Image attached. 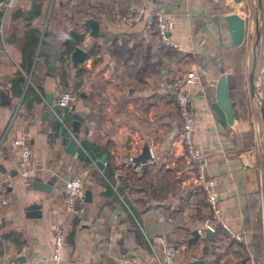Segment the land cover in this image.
<instances>
[{
  "label": "crops",
  "instance_id": "0c3cea01",
  "mask_svg": "<svg viewBox=\"0 0 264 264\" xmlns=\"http://www.w3.org/2000/svg\"><path fill=\"white\" fill-rule=\"evenodd\" d=\"M132 2L172 16L171 37L178 48L164 45L141 23H121L119 14ZM255 9L256 0H17L14 7L4 8L0 179L9 177L11 184L7 204L0 203V264H51L53 224L61 218L65 180L76 168L84 172L91 199L80 201L78 212L65 219L63 254L68 264H116L123 254L157 264L161 237L176 248L173 264H198L199 259L205 264H264V61L254 50L264 48V32L257 43L249 36ZM227 13L246 19L244 41L236 47L230 46ZM90 20L97 22L95 34ZM35 29L40 42L47 32L57 46L77 32L85 59L74 66L70 54L61 60L40 57ZM191 70L199 75L186 86L194 140L207 175L216 181L223 217L244 233L243 241L230 238L219 226L207 230L205 223L212 217L195 182V163L184 156L176 103L158 84ZM60 72L67 89L78 91L70 110L54 103ZM222 75L232 123H222L215 112ZM23 128L31 133L35 171L28 181L17 173L18 154L11 143ZM74 128L80 139L70 154L67 145ZM145 144L152 153L146 164L154 163L153 171H170L159 204L134 199L125 188L124 169L130 165L121 156L138 155ZM108 154L116 167L109 187L103 175L107 165L97 164ZM163 182L160 176L158 192L164 190ZM195 229L198 237L189 240ZM217 235L221 241L214 240ZM227 239L233 244L225 249Z\"/></svg>",
  "mask_w": 264,
  "mask_h": 264
},
{
  "label": "built area",
  "instance_id": "2783aa9c",
  "mask_svg": "<svg viewBox=\"0 0 264 264\" xmlns=\"http://www.w3.org/2000/svg\"><path fill=\"white\" fill-rule=\"evenodd\" d=\"M17 0H4L0 2V7H14ZM119 21L126 25L141 23L144 30H154L160 41L170 47L178 48L177 43L171 37V31L174 27L173 18L163 11L149 7L144 4L132 2L127 8L119 14ZM263 23V22H262ZM264 55V52H263ZM199 78L194 71H188L174 77H166L159 81V87L172 94L176 103L180 118V137L184 151V156L194 164L195 182L198 188L203 192L207 207L211 213L212 222H206L207 230L213 232L216 226H219L224 233L236 241L244 240V233L234 229L227 219L223 217L221 208L218 203V191L216 181L213 177L207 175L206 162L201 156V150L196 144L193 136L194 115L188 104V94L186 86ZM264 80V74L262 75ZM55 104L65 109H72L77 98V93L64 88L59 80L55 78ZM80 137V135H79ZM78 137V139H80ZM13 147L17 150V173L25 181H28L34 175V168L30 163L31 159V133L28 128H23L12 138ZM150 148V146H149ZM151 152V149H150ZM136 153L122 155L121 159L125 161L135 172H140L142 163L135 161ZM152 155V153H151ZM109 163L108 159L103 160V165ZM11 184L9 177L0 179V203L6 205L8 202L7 191ZM85 194L84 172L81 169H74L69 177L65 180L64 193L61 198V218L53 224V245L50 252L49 260L51 264H68L67 257L63 254L65 240V219L79 210L78 203L83 200ZM160 249L156 253L157 264H173L176 248L168 242L166 237L160 239ZM116 264H147L143 260L131 255H120L115 258Z\"/></svg>",
  "mask_w": 264,
  "mask_h": 264
},
{
  "label": "water",
  "instance_id": "95a60500",
  "mask_svg": "<svg viewBox=\"0 0 264 264\" xmlns=\"http://www.w3.org/2000/svg\"><path fill=\"white\" fill-rule=\"evenodd\" d=\"M4 1V0H0ZM4 12V8L0 7V17H2ZM253 20L251 22V30L250 34H252L253 40L257 43L258 40L261 38V34L264 32V0H256V9L253 12ZM225 24L228 27L229 33H230V46L236 47L243 43L246 33V19L237 14V13H227L224 15ZM90 27H91V34L97 33V22L94 20H90ZM263 22V23H262ZM87 55V52L85 49L81 48L80 46H76L70 53V57L72 60V63L74 66H77L80 62H82ZM217 103L215 106V112L219 116V120L222 123H232L233 117H232V109L231 104L229 101V95H228V86H227V80L226 76L222 75L221 79L218 83L217 88ZM255 94L258 99H261L262 90L257 87L255 89ZM47 99L49 101L50 97L47 96ZM78 117V116H77ZM260 119L262 121V127L264 128V110L262 106L260 105ZM78 129L74 128L72 131V137L69 140V143L67 145V151L70 154H74L76 150V145L79 137V131ZM151 152L149 149V145L145 144L142 148L141 153L138 155H135L134 160L139 161L144 166L146 164L147 159L151 158ZM106 158V155L101 156L97 160V164L103 168V160ZM264 166V163H263ZM262 200H263V207H264V174L262 176ZM83 199L85 201H90L91 199V191L89 189L85 190V194ZM193 236L189 240H195V238L198 237L197 230L195 229L193 231ZM17 259L20 262H23L25 259L24 257H17ZM198 264H205L202 259H199L196 261Z\"/></svg>",
  "mask_w": 264,
  "mask_h": 264
},
{
  "label": "trees",
  "instance_id": "16d2710c",
  "mask_svg": "<svg viewBox=\"0 0 264 264\" xmlns=\"http://www.w3.org/2000/svg\"><path fill=\"white\" fill-rule=\"evenodd\" d=\"M34 33V40H35V48H39L38 55L40 57L45 58H58L59 60L63 59L64 56H68L71 51L81 42V36L77 32H71L68 38L60 45L57 46L54 40L51 38L50 34L44 32L42 40L40 42V31L38 29L33 30ZM34 57L32 56L30 62H32ZM36 64L38 65L39 62L37 61ZM60 79L63 83V86L67 89V84L65 82V75L63 72H60ZM77 87V86H76ZM77 88H75V92ZM78 92V91H77ZM81 146H85L84 142L81 143ZM107 159L109 163L106 166L103 175L105 177L107 187L110 186V183H113L112 180V172L115 170L114 165V158L112 155L108 154ZM154 163H147L146 165H142L141 173L135 172L132 168L127 167L124 169L125 171V185L128 192H131L133 198L136 199L139 197L141 198H148L150 203H160L158 200L161 199L159 197L160 194H164L168 188V176L170 171L167 169H161L160 167L153 171ZM164 179V190H159L158 192V180L159 177ZM120 193L124 194V188L119 189ZM215 241H221L220 236H215ZM233 242L230 239H227L225 242V249L229 248ZM1 245V242H0ZM237 249H240V252H244V247L241 243H236L235 246ZM245 254V253H244ZM248 257V255H244V258Z\"/></svg>",
  "mask_w": 264,
  "mask_h": 264
},
{
  "label": "rangeland",
  "instance_id": "374dc122",
  "mask_svg": "<svg viewBox=\"0 0 264 264\" xmlns=\"http://www.w3.org/2000/svg\"><path fill=\"white\" fill-rule=\"evenodd\" d=\"M249 36L252 38V34H249ZM244 45V44H243ZM254 50H255V52H257L258 53V55L259 56H261V63H263V61H264V55H263V52H264V48H260L259 49V51L260 52H258V45L254 48ZM262 54V55H261ZM56 77H59V80H60V82H61V79H60V76H56ZM62 83V82H61ZM62 85H63V83H62ZM264 85V84H263ZM65 88V87H64ZM150 149V148H149ZM106 159H107V157H106ZM77 169V168H76ZM78 169H80V168H78ZM82 170V169H81ZM83 171V170H82Z\"/></svg>",
  "mask_w": 264,
  "mask_h": 264
}]
</instances>
